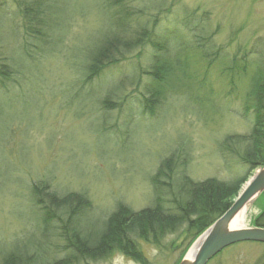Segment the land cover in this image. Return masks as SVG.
<instances>
[{
    "label": "rangeland",
    "instance_id": "obj_1",
    "mask_svg": "<svg viewBox=\"0 0 264 264\" xmlns=\"http://www.w3.org/2000/svg\"><path fill=\"white\" fill-rule=\"evenodd\" d=\"M111 1L46 0V27L35 34L25 31L13 0H0V64L11 67L0 86V264L12 251L31 257L28 264L66 255L57 222L43 227L35 184L59 195L83 192L90 207L81 225L96 232L119 201L133 211L151 205V176L171 153L187 157L186 174L194 181H228L246 171L239 159L243 147L233 145L231 152L220 143L253 125V109L246 108L249 79L236 62L248 61L249 76L264 67V0ZM116 18L120 26L112 25ZM142 27L153 30L147 43L84 82L100 37L114 32L128 39ZM45 33L47 41H37ZM162 41V56L177 60L181 72L172 78L177 91L169 90L149 113L145 71ZM181 170L178 165L172 179ZM35 192L39 197L40 189ZM163 192L169 199L176 190L172 184ZM250 206L245 226L255 225L264 192ZM186 243L183 234H170L160 246L142 243V250L150 264H174ZM73 264L138 263L115 253ZM207 264H264V244L235 243Z\"/></svg>",
    "mask_w": 264,
    "mask_h": 264
},
{
    "label": "trees",
    "instance_id": "obj_2",
    "mask_svg": "<svg viewBox=\"0 0 264 264\" xmlns=\"http://www.w3.org/2000/svg\"><path fill=\"white\" fill-rule=\"evenodd\" d=\"M23 19L27 22V29L35 34H41L46 25L44 13L47 7L46 0H13ZM110 4L114 5L111 0ZM4 2V0H3ZM116 7V6H115ZM114 19L115 16L111 15ZM38 19V21H37ZM38 27H34V23ZM123 20L117 19L112 25L120 26ZM155 26V23H154ZM26 27V25H25ZM153 30L142 27L133 37L128 39L113 33H106L100 37L90 48L84 82L91 83L104 69L124 61L136 48L143 46L150 40ZM44 36L37 37V41H43ZM42 42V43H43ZM156 55L145 74L150 79L145 91L148 93L144 99V110L152 113L160 105L169 90L174 88L172 78L181 72V66L174 58L164 57L161 53L166 52V43L156 44ZM199 49L202 46L198 47ZM197 56L204 58L203 50H197ZM237 64V65H236ZM231 68H239L242 75L249 79L246 108H252L254 121L249 133L244 135L227 136L220 143L221 149L231 152L233 145H241L242 153L240 161L246 166V171L228 181L216 178H207L202 181H194L186 174L188 159L186 156L171 153L160 161L156 172L151 176L153 200L151 205L139 211H133L122 202H117L113 212L106 218L103 227L96 232L85 231L82 228V220L85 211L90 207V202L83 192L65 193L59 195L50 191L45 183L41 186L35 184L32 188L34 201L40 205L41 222L43 227L55 225L57 234L61 238L66 255L53 262L44 264H73L88 263L108 258L115 253L122 254L138 264H150L146 258L142 243L160 246L165 236L170 234H183L187 240L181 256L174 264H177L186 249L195 238L207 229L218 217H220L232 204L240 186L252 175V173L264 166V67L257 65L256 71L249 76L247 73L248 61L240 64L236 62ZM241 67V68H240ZM11 76V67L6 63L0 64V86ZM182 157V158H181ZM180 165L182 170L178 174L177 181L174 178L175 169ZM176 192L171 198H164L163 191L168 190L170 185ZM40 189L38 197L35 192ZM168 192V191H167ZM166 192V193H167ZM49 202V209L43 204V194ZM170 193V191H169ZM44 197V196H43ZM40 198V199H39ZM45 201V199H44ZM59 213V219L55 216ZM58 219V220H57ZM55 223V224H54ZM255 225L264 227V208L261 214L254 220ZM27 257L19 253L9 252L2 264H28ZM23 263H20V262ZM43 264V263H41Z\"/></svg>",
    "mask_w": 264,
    "mask_h": 264
},
{
    "label": "water",
    "instance_id": "obj_3",
    "mask_svg": "<svg viewBox=\"0 0 264 264\" xmlns=\"http://www.w3.org/2000/svg\"><path fill=\"white\" fill-rule=\"evenodd\" d=\"M263 191L264 166L245 182L231 206L196 238L178 264H206L225 247L238 242L264 243V227L244 226L235 228L232 226L234 218L242 208ZM195 244L197 245L195 254L192 258H188V252Z\"/></svg>",
    "mask_w": 264,
    "mask_h": 264
},
{
    "label": "bare ground",
    "instance_id": "obj_4",
    "mask_svg": "<svg viewBox=\"0 0 264 264\" xmlns=\"http://www.w3.org/2000/svg\"><path fill=\"white\" fill-rule=\"evenodd\" d=\"M251 213H252V209H251L250 202H249L242 208L240 213H238L236 215V217L234 218L232 226L235 227V228L244 227L245 223L250 218ZM196 246L197 245L195 244L190 249V251L188 252V258H192L193 257V255L195 254V251H196Z\"/></svg>",
    "mask_w": 264,
    "mask_h": 264
}]
</instances>
